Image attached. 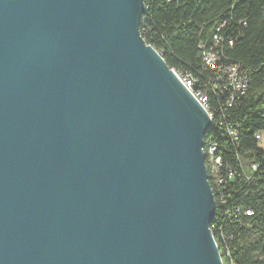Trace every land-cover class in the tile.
I'll return each instance as SVG.
<instances>
[{"label": "water", "instance_id": "obj_1", "mask_svg": "<svg viewBox=\"0 0 264 264\" xmlns=\"http://www.w3.org/2000/svg\"><path fill=\"white\" fill-rule=\"evenodd\" d=\"M144 10L0 0V264H222L211 121Z\"/></svg>", "mask_w": 264, "mask_h": 264}, {"label": "trees", "instance_id": "obj_2", "mask_svg": "<svg viewBox=\"0 0 264 264\" xmlns=\"http://www.w3.org/2000/svg\"><path fill=\"white\" fill-rule=\"evenodd\" d=\"M144 6V41L170 68L197 79L213 115L204 138L216 143L222 183L206 157L215 198L212 234L218 245L219 233L230 236L225 241L235 264H264V149L254 137L264 132V0H144ZM212 47L222 52L217 66L239 64L248 78L246 91L229 107L227 91L216 90L215 72L202 62V52ZM229 125L237 129L235 142L225 130Z\"/></svg>", "mask_w": 264, "mask_h": 264}, {"label": "built area", "instance_id": "obj_3", "mask_svg": "<svg viewBox=\"0 0 264 264\" xmlns=\"http://www.w3.org/2000/svg\"><path fill=\"white\" fill-rule=\"evenodd\" d=\"M144 13H145V10H144ZM140 21H141V18H140ZM213 41H214V44L217 46L218 42L220 41L219 35L214 34ZM218 53H220V55H218ZM221 54H222L221 51L216 52L214 51V48L212 47L202 52V62L205 68H208L209 70L215 72V78L213 80V84L216 90L218 91L226 90L227 91L228 96L224 104L227 107H229V106H232L235 98H237L239 95H242L246 91L247 85H248V78L239 64L230 63L228 65L223 66V64L221 63V66H217L216 62L221 61ZM171 69L176 74L177 78L183 84V86L191 93V95L205 109L211 121V126L209 130L212 129L214 126L213 115L211 114L209 107H208L207 96L200 88H197V87L195 89L193 88L198 83L197 79L190 72L186 71L184 73H180L173 68ZM225 130L227 134L229 135V137L231 138V140L235 142L237 140V129L236 128L234 129L232 125H229L226 127ZM263 133L264 132L256 133L254 135L255 139H257L258 141H261ZM202 150L205 155V158L207 157L208 161L211 164V173L215 177L217 184H221L222 181L219 176V168L221 166V160H220V156L216 154V150H217L216 143L212 142V140L210 139L209 143L206 144V141L204 138V145H203ZM204 162H205V159H204ZM205 167H206V164H205ZM253 169H256V167L253 166ZM214 202H215V198H214ZM246 214L250 215L251 213L249 211H246ZM218 236H219L218 238L219 245L215 237L214 236L213 237L216 242L222 264H235L231 257L230 248L227 246L226 241H225L226 239H229L230 236L226 237L223 233H219Z\"/></svg>", "mask_w": 264, "mask_h": 264}, {"label": "rangeland", "instance_id": "obj_4", "mask_svg": "<svg viewBox=\"0 0 264 264\" xmlns=\"http://www.w3.org/2000/svg\"><path fill=\"white\" fill-rule=\"evenodd\" d=\"M259 145L264 149V133L262 135V140L260 141Z\"/></svg>", "mask_w": 264, "mask_h": 264}, {"label": "bare ground", "instance_id": "obj_5", "mask_svg": "<svg viewBox=\"0 0 264 264\" xmlns=\"http://www.w3.org/2000/svg\"><path fill=\"white\" fill-rule=\"evenodd\" d=\"M207 178H208V175H207Z\"/></svg>", "mask_w": 264, "mask_h": 264}]
</instances>
